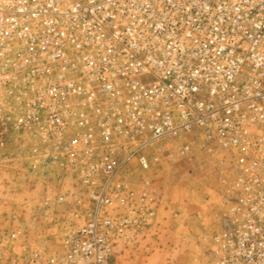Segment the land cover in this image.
I'll return each instance as SVG.
<instances>
[{
	"label": "built area",
	"instance_id": "obj_1",
	"mask_svg": "<svg viewBox=\"0 0 264 264\" xmlns=\"http://www.w3.org/2000/svg\"><path fill=\"white\" fill-rule=\"evenodd\" d=\"M12 131L68 176L59 245L31 264H114L141 242L146 149L188 134L233 170L199 264H264V0H0V146Z\"/></svg>",
	"mask_w": 264,
	"mask_h": 264
},
{
	"label": "rangeland",
	"instance_id": "obj_2",
	"mask_svg": "<svg viewBox=\"0 0 264 264\" xmlns=\"http://www.w3.org/2000/svg\"><path fill=\"white\" fill-rule=\"evenodd\" d=\"M184 141L190 150L183 154ZM160 145L146 149L151 158H159L151 180L159 194L157 224L138 244L117 249L114 264H199L218 228L221 194L233 174L226 155L201 145L191 134ZM31 154L27 141L13 131L0 146V264L41 261L59 245L64 204L56 194L68 176L46 155ZM160 235L166 245L179 250L176 255L162 259L158 253L149 254Z\"/></svg>",
	"mask_w": 264,
	"mask_h": 264
},
{
	"label": "crops",
	"instance_id": "obj_3",
	"mask_svg": "<svg viewBox=\"0 0 264 264\" xmlns=\"http://www.w3.org/2000/svg\"><path fill=\"white\" fill-rule=\"evenodd\" d=\"M160 242L157 241L151 244V249L148 250L150 255L158 253L160 258H165V255H176L178 253L177 249L171 247L170 244L166 245L164 237L160 235ZM173 243V242H172ZM161 244V245H160ZM175 245V243H174ZM170 246V247H169Z\"/></svg>",
	"mask_w": 264,
	"mask_h": 264
}]
</instances>
